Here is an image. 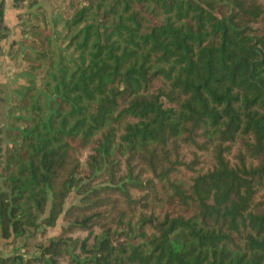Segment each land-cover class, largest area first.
I'll use <instances>...</instances> for the list:
<instances>
[{"label":"trees","instance_id":"obj_1","mask_svg":"<svg viewBox=\"0 0 264 264\" xmlns=\"http://www.w3.org/2000/svg\"><path fill=\"white\" fill-rule=\"evenodd\" d=\"M0 264H264V0H0Z\"/></svg>","mask_w":264,"mask_h":264},{"label":"rangeland","instance_id":"obj_2","mask_svg":"<svg viewBox=\"0 0 264 264\" xmlns=\"http://www.w3.org/2000/svg\"><path fill=\"white\" fill-rule=\"evenodd\" d=\"M7 2L10 3L11 0H7ZM9 42H11V39L9 40ZM22 65L23 64L19 58L17 59L16 63L13 65H10L7 61H5V63L3 64V71L7 72L9 74L8 77H10L13 74L15 75L20 73V71L22 70ZM72 202H76V199L74 197H71V199L69 200V203ZM62 227H63V223L62 221H60L57 227L48 230L47 236L50 238H54L58 236L61 232Z\"/></svg>","mask_w":264,"mask_h":264},{"label":"crops","instance_id":"obj_3","mask_svg":"<svg viewBox=\"0 0 264 264\" xmlns=\"http://www.w3.org/2000/svg\"><path fill=\"white\" fill-rule=\"evenodd\" d=\"M7 1V0H6ZM12 3V0H11V2L9 3V2H7V8L9 9V8H11V4Z\"/></svg>","mask_w":264,"mask_h":264}]
</instances>
